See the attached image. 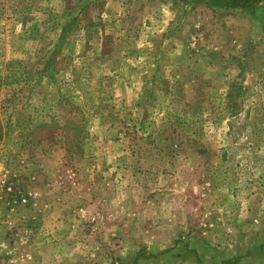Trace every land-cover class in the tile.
Returning a JSON list of instances; mask_svg holds the SVG:
<instances>
[{"label": "rangeland", "instance_id": "374dc122", "mask_svg": "<svg viewBox=\"0 0 264 264\" xmlns=\"http://www.w3.org/2000/svg\"><path fill=\"white\" fill-rule=\"evenodd\" d=\"M0 264H264V0H0Z\"/></svg>", "mask_w": 264, "mask_h": 264}]
</instances>
